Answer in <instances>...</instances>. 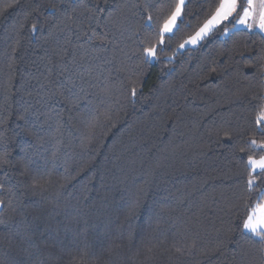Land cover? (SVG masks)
Masks as SVG:
<instances>
[{
  "label": "trees",
  "instance_id": "trees-1",
  "mask_svg": "<svg viewBox=\"0 0 264 264\" xmlns=\"http://www.w3.org/2000/svg\"><path fill=\"white\" fill-rule=\"evenodd\" d=\"M98 2L105 13L89 19L81 9L72 23L50 13L25 19L31 0L12 8L0 0V133L12 144L27 110L43 137L34 158L51 173L35 195L12 171L7 180L0 173L17 209L0 220L22 235L35 229L30 264H82L85 252L84 264H264V246L241 231L244 168L234 147L244 142L238 133L251 132L253 97L264 96V77L245 67L264 39L241 28L175 54L165 49L171 63L142 66L132 100L142 41L155 39L147 15H162L170 0ZM203 18L166 42L174 49ZM15 258L0 243V264Z\"/></svg>",
  "mask_w": 264,
  "mask_h": 264
},
{
  "label": "snow or ice",
  "instance_id": "snow-or-ice-1",
  "mask_svg": "<svg viewBox=\"0 0 264 264\" xmlns=\"http://www.w3.org/2000/svg\"><path fill=\"white\" fill-rule=\"evenodd\" d=\"M19 5L20 0H11L6 8ZM28 8L30 11H24L25 19L33 14L39 17L44 13H50L54 19L62 18L65 22L72 23L79 20L77 13L81 9H83L81 15H86L89 19L97 13L103 14L107 10L100 7L98 0L93 7H89L84 3V0H47L46 4L41 3L40 0H31ZM159 10L163 13L162 15L156 17H153L151 13L147 15V22L151 24L155 21V39H150L147 43L142 41L139 71L129 89V97L132 100L138 95L137 85L144 75L142 66H149L153 61L164 62L166 60L167 63H171L173 57H165V49H170L175 54L176 50H183L188 46L195 47L214 34L230 36L241 28L247 32H258L264 39V0H170V2L160 5ZM112 14L111 11L108 12L109 17ZM201 14L204 16L203 22L197 25L195 31L180 37V42L173 49L171 44L166 42V38L168 41L175 39L182 27L191 28V20L198 19ZM46 23V17L43 22L37 19V22L31 24L30 31L32 33L41 31ZM228 24H231L232 27H227ZM53 27H58V25H53ZM99 38L106 39V37ZM65 52V49H60L57 54L63 58ZM245 67L255 68V74L264 77V50L257 54L254 62H251L250 58V62L246 63ZM58 94L64 95L63 91ZM253 99H257L259 102L252 107L251 132L246 130L238 133L237 135L244 142L236 144L234 147L241 154L240 159L243 161L244 168V195L242 198L244 215L241 231L242 234L247 233L249 238H254L255 242L264 246V96L253 97ZM26 112L27 110L18 115V120L23 123L17 124L18 131L14 134L15 139L12 144L6 142L3 134L0 133V173H3L7 180L9 171H12L17 178L16 182L35 195L38 192L46 191L51 185V173L46 165H41L34 158L43 137L36 129L35 124L28 120ZM257 135L259 139L256 138ZM224 136L230 142L233 140V134L229 131H225ZM244 137L247 138L244 139ZM30 150H32L31 153ZM13 151L16 152L15 158ZM4 192H8L10 195L8 200L0 195V213L9 209L15 213L17 209L12 198L16 193L4 180H0V193ZM33 213L34 220L39 221L44 215V209L37 204ZM0 226H2L0 227V243L17 252V258L13 259L11 264H30L33 253L28 249L37 248L39 250V245L35 242L38 239L35 229L22 235L19 231L13 232L5 220H0ZM174 247L177 253L184 254V248ZM190 247L194 248L195 244ZM147 251L153 253V248H148ZM49 255L51 256L52 253ZM87 255L88 253L85 252L81 256L82 264H84Z\"/></svg>",
  "mask_w": 264,
  "mask_h": 264
},
{
  "label": "rangeland",
  "instance_id": "rangeland-1",
  "mask_svg": "<svg viewBox=\"0 0 264 264\" xmlns=\"http://www.w3.org/2000/svg\"><path fill=\"white\" fill-rule=\"evenodd\" d=\"M188 48H193V46H188L185 49H188ZM185 49H183V50H185ZM183 50H178V51H183Z\"/></svg>",
  "mask_w": 264,
  "mask_h": 264
}]
</instances>
